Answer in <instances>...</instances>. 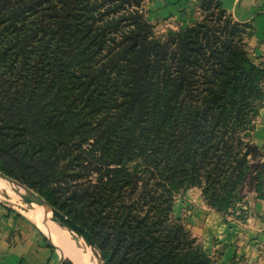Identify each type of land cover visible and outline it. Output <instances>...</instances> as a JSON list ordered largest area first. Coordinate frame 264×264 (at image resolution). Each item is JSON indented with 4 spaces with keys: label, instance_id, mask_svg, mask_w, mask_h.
<instances>
[{
    "label": "trees",
    "instance_id": "16d2710c",
    "mask_svg": "<svg viewBox=\"0 0 264 264\" xmlns=\"http://www.w3.org/2000/svg\"><path fill=\"white\" fill-rule=\"evenodd\" d=\"M143 1L0 0V171L86 229L104 264H213L168 198L202 187L214 160L215 209L228 214L246 182L264 199V166L247 159L263 149L242 142L264 107V66L220 28L219 0L217 26L168 40L154 39ZM143 158L178 177L153 202L127 168Z\"/></svg>",
    "mask_w": 264,
    "mask_h": 264
},
{
    "label": "rangeland",
    "instance_id": "374dc122",
    "mask_svg": "<svg viewBox=\"0 0 264 264\" xmlns=\"http://www.w3.org/2000/svg\"><path fill=\"white\" fill-rule=\"evenodd\" d=\"M151 0H144L142 2V9L145 18L148 19L150 24L153 26L152 31L154 33V39H161V40H168L170 32H179L181 29L187 28L192 23H199L203 22L204 20L211 19L214 23L212 26H217L219 24V12L215 6L216 0H207L210 2V11H204L200 9V0H197L196 9L194 12L193 17L189 21H182L181 19H164V20H155L152 17L150 12V2ZM204 1V0H203ZM219 2L222 5L221 0ZM134 9V7L130 8V11ZM224 9V8H223ZM225 10V9H224ZM226 11V10H225ZM227 12V11H226ZM173 17V16H171ZM230 21V22H229ZM239 24H246L242 22H238L231 14L228 12L226 16L222 18L220 21V28L224 31L226 30L230 35L235 36V40L243 47H245L246 51L248 52L249 57L256 65H263L264 66V53L262 51V47L258 49V45L254 43V36L248 35L250 30L244 29L242 25ZM250 24V23H249ZM126 30L121 29L119 31V35H114L116 42H120L122 38V34H124ZM229 36V35H226ZM115 52L119 51L118 47H115ZM113 53V51H112ZM261 121L260 118V110L259 115L252 120L253 124V131L249 138H244V135L241 134L240 136L243 139L242 142L244 143H251L252 145H256L254 141L255 130L256 127ZM98 126H94L97 128ZM259 147V146H257ZM242 148H246L243 146ZM263 149L258 154V157L254 155L247 156L248 161L250 162L249 165L255 164L258 162L264 166V147H259ZM245 149L242 150V153H245ZM254 154V153H253ZM224 159V158H223ZM145 158L139 160L136 163H131V165L127 166L131 172H137L138 177L141 180L139 185V189L137 190L139 195H143L145 193H149V202H153L154 198L158 195H164V192L167 190L166 187L169 189H175L178 184V177L173 176L166 171L165 164H160V166L156 167H149L145 165ZM216 161H212L208 167H206L203 171H201V176L203 177V186H194L191 187L186 193L180 191V193H174L169 196V200L172 202V211H171V220L174 223L182 224L185 229L189 232V240L188 242H193L195 247H202V249L210 256L206 249V241L210 237L207 234L201 233L198 228L205 230V224L209 217H213L214 215L220 216L222 219V223L228 225L230 222H235L237 224H246L250 218L253 216L251 213L253 210V206L256 202H264V199H258V194L255 192L253 187L249 183H243L238 187L237 192L234 194L238 199L236 201V205L231 207L230 212L228 214H224L219 212L217 209L213 207L215 203L216 193L212 196V191L209 188L208 195L205 193L207 187L210 186L212 181L210 180H219V182H223V179H219L218 175L220 173L219 168L220 165L217 166L214 164ZM214 164V165H213ZM227 164H230L228 162ZM225 171H227L226 167H223ZM260 168L257 169V172ZM174 177V178H173ZM19 183V182H18ZM229 184V179H226L224 185ZM23 186V185H22ZM213 186V185H212ZM25 187V186H24ZM23 187V188H24ZM21 188L11 183H6L0 179V218L6 217H14L15 220H22L30 223L33 228V232H35L36 236L41 239L46 244V247L50 249L53 254L58 257V249L54 242L47 236L38 223L32 218V215H36L38 212H42L40 208H42L46 213L44 215L47 217L49 222H54L52 220L51 214L45 209L42 205L32 199L27 192L24 190L26 188ZM215 190H219L221 186L215 187ZM152 191V192H151ZM156 194V195H154ZM39 195V194H38ZM167 197V196H166ZM240 198V200H239ZM133 200V199H132ZM134 200H137V195L134 197ZM133 200V201H134ZM155 201V200H154ZM159 200H156L158 202ZM239 208V211L235 213V210ZM59 211V210H58ZM13 213V215L11 214ZM62 213V212H61ZM64 214V213H63ZM69 218V217H68ZM71 219V218H70ZM57 224L56 222H54ZM15 224V223H14ZM77 224V223H76ZM58 225V224H57ZM14 226V225H13ZM61 229L68 232L70 238L75 242L77 249L80 251V254L83 258H85L88 264H99L98 257L100 256L101 252L97 248L95 251L92 246L88 245L85 239L80 238L74 231L67 230L60 225H58ZM80 226V225H79ZM83 228V227H82ZM86 230V229H85ZM6 230H0V245L11 247L13 245H17L20 243V233L19 230L11 229L10 232H5ZM87 231V230H86ZM88 232V231H87ZM90 235V234H89ZM91 237V236H90ZM92 239V238H91ZM220 239L214 238L212 239V244L217 245V241ZM97 247V246H96ZM220 247L219 249H221ZM3 253L6 252V250ZM212 257V256H210ZM82 258V259H83ZM213 258V257H212ZM83 262H86V260ZM65 260H69L72 264H75L70 258L65 257ZM26 259H21V262H17L18 264H26ZM87 264V263H86Z\"/></svg>",
    "mask_w": 264,
    "mask_h": 264
},
{
    "label": "crops",
    "instance_id": "0c3cea01",
    "mask_svg": "<svg viewBox=\"0 0 264 264\" xmlns=\"http://www.w3.org/2000/svg\"><path fill=\"white\" fill-rule=\"evenodd\" d=\"M149 14L155 20L172 18L189 21L195 12L197 0H151ZM223 8L238 22L250 23L254 28V43L264 53V0H221ZM173 16V17H171ZM261 123L255 130L254 141L259 147H264V107L260 110ZM264 201V200H263ZM253 216L246 224L230 222L222 223L218 215L209 217L205 230L198 228L210 236L206 241V249L213 259V264H264V202H256L253 206ZM13 215V213H11ZM44 233L50 237L58 249V257L46 247L45 242L33 232L32 225L14 217L0 218V230L10 232L18 229L20 243L11 247L0 245V264H18L26 259V264H58L63 258H70L75 264H88L77 249L75 242L67 231L54 222H49L42 212L32 215ZM15 223V224H14ZM14 225V226H13ZM219 238L216 244L212 239ZM63 239L74 252L66 253L60 246ZM222 247L221 249H219ZM6 250L5 253H3ZM83 258V259H82ZM86 262H83V260ZM25 264V263H23Z\"/></svg>",
    "mask_w": 264,
    "mask_h": 264
},
{
    "label": "water",
    "instance_id": "95a60500",
    "mask_svg": "<svg viewBox=\"0 0 264 264\" xmlns=\"http://www.w3.org/2000/svg\"><path fill=\"white\" fill-rule=\"evenodd\" d=\"M0 179L6 181L8 183H11L13 185H16L18 187H21V188L24 187L20 183H18L17 181H15V180L7 177L1 171H0ZM24 188H26V187H24ZM24 190L27 192V194L32 199H34L36 202H38L45 209L48 210V212L51 214L52 220L54 222H56L58 225H60L61 227L65 228L67 230L74 231L80 238L85 239V241L87 242V244L90 245V246H92V248L95 251L97 250V247H96L95 243L91 239L89 233L84 228H82L81 226H79L78 224H76L72 219L68 218L65 214L61 213L56 208H54L44 198H42V196L38 195L36 192H34V191H32V190H30L28 188H26ZM98 261H99V264H104L103 263V256L101 254L98 257ZM63 262H64V258L58 264H62Z\"/></svg>",
    "mask_w": 264,
    "mask_h": 264
},
{
    "label": "bare ground",
    "instance_id": "6f19581e",
    "mask_svg": "<svg viewBox=\"0 0 264 264\" xmlns=\"http://www.w3.org/2000/svg\"><path fill=\"white\" fill-rule=\"evenodd\" d=\"M4 182H6V181H4ZM6 183H8V182H6ZM40 210L42 212L46 213L42 208H40ZM47 215H49V214H47ZM59 240H60V246L65 249L66 253L71 254V252H72L73 249L71 250L70 249L71 247H69L68 244L63 239L60 238ZM72 253L74 254V252H72Z\"/></svg>",
    "mask_w": 264,
    "mask_h": 264
}]
</instances>
